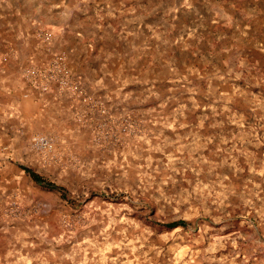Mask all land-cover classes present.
Masks as SVG:
<instances>
[{"label": "rangeland", "instance_id": "obj_1", "mask_svg": "<svg viewBox=\"0 0 264 264\" xmlns=\"http://www.w3.org/2000/svg\"><path fill=\"white\" fill-rule=\"evenodd\" d=\"M0 264H264V0H0Z\"/></svg>", "mask_w": 264, "mask_h": 264}, {"label": "built area", "instance_id": "obj_2", "mask_svg": "<svg viewBox=\"0 0 264 264\" xmlns=\"http://www.w3.org/2000/svg\"><path fill=\"white\" fill-rule=\"evenodd\" d=\"M66 76L59 71H50L44 74L41 78L43 86H47L50 82L56 83L59 87H68ZM31 147L38 153H50L52 151V144L49 138L43 135H37L31 139Z\"/></svg>", "mask_w": 264, "mask_h": 264}, {"label": "crops", "instance_id": "obj_3", "mask_svg": "<svg viewBox=\"0 0 264 264\" xmlns=\"http://www.w3.org/2000/svg\"><path fill=\"white\" fill-rule=\"evenodd\" d=\"M46 101H51V102L54 103V104H53V109H54V111H55V116L57 115L59 121H61V120L63 119V117H65L66 115L62 117V115H61L62 113H59V112H61L60 109L58 110V107L55 108V104H56V106H59V103H61V102H59V100H57L56 98L54 99V97H52V96H48V98H46ZM65 101H66V99H64V102H65ZM60 119H61V120H60ZM62 130H63V132L66 131V129H65L64 127L62 128ZM62 140H64V139L62 138ZM21 170H22V172L28 177V179L30 180V182L33 183V186H35V187H39L40 189L45 190V191H55V185L52 184L49 180H46L45 178L40 177L37 173H35V172H33V171H31V170H29V169H27V168L21 167ZM26 171H28V172H30V173L36 175V176L39 177L42 181H44V182L48 183L49 185H51L52 188H51V189H48V188H46V187H43V186L40 185V184H36L35 182L32 181V179L30 178L29 174H28Z\"/></svg>", "mask_w": 264, "mask_h": 264}, {"label": "trees", "instance_id": "obj_4", "mask_svg": "<svg viewBox=\"0 0 264 264\" xmlns=\"http://www.w3.org/2000/svg\"><path fill=\"white\" fill-rule=\"evenodd\" d=\"M26 172L29 174V176H30V178L32 179V181L35 182L36 184H40V185H42L43 187H46V188H48V189H51V188H52L51 185H49L48 183L42 181V180H41L39 177H37L36 175H34V174H32V173H30V172H28V171H26ZM182 226H184V222H182V221L171 222V223H168V224L164 225V227H165L166 229H169V230H170V229L177 228V227H182Z\"/></svg>", "mask_w": 264, "mask_h": 264}]
</instances>
